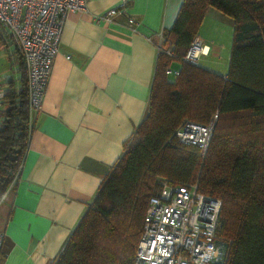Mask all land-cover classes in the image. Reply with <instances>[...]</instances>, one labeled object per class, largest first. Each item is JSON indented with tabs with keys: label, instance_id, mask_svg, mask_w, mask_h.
Instances as JSON below:
<instances>
[{
	"label": "trees",
	"instance_id": "trees-1",
	"mask_svg": "<svg viewBox=\"0 0 264 264\" xmlns=\"http://www.w3.org/2000/svg\"><path fill=\"white\" fill-rule=\"evenodd\" d=\"M208 6L233 19L226 75L184 62L169 79L170 56L159 51L147 114L53 264H133L148 198L162 179L197 182L221 199L226 264H264V0H183L162 48L172 43L181 58ZM20 60V88L6 89L0 105V199L18 177L33 129ZM214 112L201 158L174 133L182 121L206 123Z\"/></svg>",
	"mask_w": 264,
	"mask_h": 264
},
{
	"label": "crops",
	"instance_id": "crops-1",
	"mask_svg": "<svg viewBox=\"0 0 264 264\" xmlns=\"http://www.w3.org/2000/svg\"><path fill=\"white\" fill-rule=\"evenodd\" d=\"M182 1L85 0L83 8L66 13L18 177L0 199V264L55 262L147 114L158 44ZM110 8L120 12L98 19ZM222 24L233 30L231 17L208 6L197 35L209 50L199 59L218 53L213 44ZM19 56L0 39V75L9 92L21 85ZM170 59L167 67L180 71L184 62ZM212 62L202 66L214 71Z\"/></svg>",
	"mask_w": 264,
	"mask_h": 264
},
{
	"label": "built area",
	"instance_id": "built-area-1",
	"mask_svg": "<svg viewBox=\"0 0 264 264\" xmlns=\"http://www.w3.org/2000/svg\"><path fill=\"white\" fill-rule=\"evenodd\" d=\"M84 6L85 0H0V39L14 45L23 60L30 119L41 107L66 13ZM119 10L110 8L97 17L111 20ZM128 23L133 25L134 19ZM161 42L162 38L159 49L174 56L172 43L161 49ZM208 50L196 35L180 60L197 65ZM165 73L179 71L167 67ZM5 94L0 75V105ZM217 116L214 112L206 123L184 120L174 135L204 158ZM220 208L221 199L202 192L197 182L176 184L162 179L160 189L148 198L133 264H226L228 243L219 234ZM3 239L0 231V253Z\"/></svg>",
	"mask_w": 264,
	"mask_h": 264
},
{
	"label": "rangeland",
	"instance_id": "rangeland-1",
	"mask_svg": "<svg viewBox=\"0 0 264 264\" xmlns=\"http://www.w3.org/2000/svg\"><path fill=\"white\" fill-rule=\"evenodd\" d=\"M223 26V32L218 33L219 37H218V42H216L215 44H213L214 48H216L215 52L216 56L212 57V53L208 56V57H204L202 56V58L200 57V65L204 66V64H207L209 62V60H213V62L211 64H209V66H212V70L216 71V72H227L228 69V56L230 53V47H231V41H232V28L228 25H224ZM207 29V27H206ZM210 32H213V29H209ZM218 55V56H217ZM4 60L0 59V64L3 63ZM167 77L169 79H173L175 76L173 74H168Z\"/></svg>",
	"mask_w": 264,
	"mask_h": 264
}]
</instances>
